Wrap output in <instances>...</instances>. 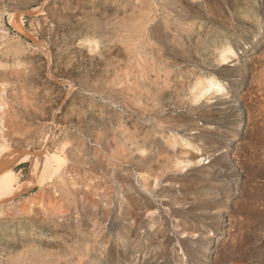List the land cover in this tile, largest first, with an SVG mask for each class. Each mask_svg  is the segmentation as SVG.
<instances>
[{
  "label": "rangeland",
  "instance_id": "obj_1",
  "mask_svg": "<svg viewBox=\"0 0 264 264\" xmlns=\"http://www.w3.org/2000/svg\"><path fill=\"white\" fill-rule=\"evenodd\" d=\"M3 140L0 264H264V0H0Z\"/></svg>",
  "mask_w": 264,
  "mask_h": 264
},
{
  "label": "bare ground",
  "instance_id": "obj_2",
  "mask_svg": "<svg viewBox=\"0 0 264 264\" xmlns=\"http://www.w3.org/2000/svg\"><path fill=\"white\" fill-rule=\"evenodd\" d=\"M150 10V9H149ZM12 25L20 29L21 31H25L23 21L21 18H17L14 14L12 15ZM18 16V15H17ZM20 16V15H19ZM167 16V15H166ZM156 18V17H155ZM244 18V17H243ZM179 19V18H178ZM182 24V22H181ZM153 27V26H152ZM180 27V26H179ZM153 31V30H152ZM183 31V30H182ZM139 38V37H138ZM138 42V41H137ZM153 44V42H152ZM139 45V44H138ZM154 46V45H153ZM159 47V46H158ZM137 49V48H136ZM135 49V50H136ZM139 49V48H138ZM140 51V50H139ZM134 52V51H133ZM223 53V52H222ZM228 54V53H227ZM155 58V57H154ZM225 60V59H224ZM158 62V61H157ZM136 64V63H135ZM148 66V65H147ZM178 67V66H177ZM141 70V69H140ZM145 70V69H144ZM150 72V71H149ZM148 73V72H147ZM141 79V78H140ZM211 80V79H210ZM210 82V81H209ZM211 81L208 86H206L203 90L206 94L212 92L214 90H221L220 84L212 83ZM220 82V81H219ZM197 85V84H196ZM201 87V86H199ZM193 88V87H191ZM224 88V87H223ZM196 89V88H195ZM202 90V91H203ZM223 90V89H222ZM201 91V92H202ZM216 91V92H217ZM196 92V91H195ZM203 93V92H202ZM196 94V93H195ZM204 94V93H203ZM208 95V94H207ZM225 95V94H224ZM201 96V95H200ZM204 96V95H203ZM2 139V138H1ZM4 141V140H3ZM6 141V140H5ZM1 144L0 146V204L8 201L10 198L15 196L17 193L16 189V174L14 171V165L16 163H22L27 159L31 160V172L30 176L23 185L20 186L21 192H25L30 190L31 188L37 185H43L46 179L55 172V168L53 169L54 162H57L58 159L53 154L48 152L47 150H41L40 155L32 153L30 151H20L18 148H13L9 143ZM47 149V148H46ZM58 154V153H57ZM205 160V159H203ZM199 162V161H198ZM150 165V164H149ZM76 169V168H75ZM126 171V170H125ZM58 173V172H57ZM124 173V172H123ZM152 176V175H151ZM150 176V177H151ZM166 181V180H165ZM170 183V182H169ZM158 185V184H157ZM19 186V185H18ZM152 189L151 187H149ZM147 191V190H146ZM20 192V193H21ZM165 192V191H164ZM161 194V193H160ZM137 207V206H136ZM154 209V208H153ZM96 212V211H95ZM94 212V213H95ZM174 212V211H173ZM138 214V213H137ZM173 214V213H171ZM185 232V231H183ZM196 235V234H195Z\"/></svg>",
  "mask_w": 264,
  "mask_h": 264
}]
</instances>
